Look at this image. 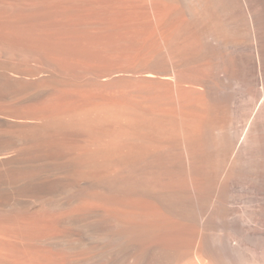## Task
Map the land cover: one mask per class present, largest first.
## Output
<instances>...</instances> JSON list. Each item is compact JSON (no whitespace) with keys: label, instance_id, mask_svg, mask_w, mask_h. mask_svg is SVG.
Segmentation results:
<instances>
[{"label":"bare ground","instance_id":"1","mask_svg":"<svg viewBox=\"0 0 264 264\" xmlns=\"http://www.w3.org/2000/svg\"><path fill=\"white\" fill-rule=\"evenodd\" d=\"M0 264H264V0H0Z\"/></svg>","mask_w":264,"mask_h":264}]
</instances>
